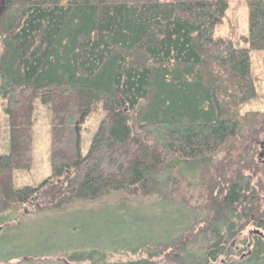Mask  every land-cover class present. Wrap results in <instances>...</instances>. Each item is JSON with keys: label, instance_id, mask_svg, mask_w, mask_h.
Segmentation results:
<instances>
[{"label": "trees", "instance_id": "trees-1", "mask_svg": "<svg viewBox=\"0 0 264 264\" xmlns=\"http://www.w3.org/2000/svg\"><path fill=\"white\" fill-rule=\"evenodd\" d=\"M242 2L245 33L224 36L230 0H4L0 227L32 221L55 238L36 264H264V110L243 109L257 98L264 0ZM38 106L49 174L12 188L13 171L31 165ZM99 110L81 155L82 125ZM152 200L177 219L153 239L128 245L60 227L74 207L124 218ZM249 228L263 238L251 235L247 249ZM13 260L2 263L34 264Z\"/></svg>", "mask_w": 264, "mask_h": 264}, {"label": "rangeland", "instance_id": "rangeland-1", "mask_svg": "<svg viewBox=\"0 0 264 264\" xmlns=\"http://www.w3.org/2000/svg\"><path fill=\"white\" fill-rule=\"evenodd\" d=\"M4 7V0L0 2V12ZM246 31L245 9L242 0H230L227 18L220 28V35L236 36L244 34ZM253 75L258 79L257 98L245 106V110H264V54H254L252 61ZM103 118V113L99 110L90 114L81 129L80 154L85 155L90 147L92 138ZM7 150L6 122L5 114L0 110V155ZM49 123L47 113L42 106L35 110V118L32 125V161L29 169L14 170L11 179L12 188L36 187L49 174ZM129 214L126 217H110L108 214L114 209L110 206L99 205L92 210L74 207L70 213L59 217L60 227L68 225L71 229H77L79 237L82 239L95 238L106 239L108 235L118 238L119 241H126L128 245L137 239H153L158 234H165L167 229H171L177 222L173 214H170L155 200L149 201L144 205L139 203L129 204ZM136 212H132V211ZM32 222V221H31ZM26 222L17 225L12 232L0 227V264L3 259L8 258L13 262V255H23L25 258H36L37 254L48 255L43 248L44 244L52 245L55 238H48L43 231L31 230L32 223ZM67 229V228H66ZM66 229L62 228L63 233ZM242 234L243 238L248 237L249 232ZM22 234V236H21ZM66 234V233H65ZM42 235V236H41ZM69 235V234H67ZM148 239V240H149ZM118 244V243H117ZM118 246V245H117ZM250 248V247H249ZM247 247V249H249ZM236 250L240 249L236 245ZM2 257V258H1ZM36 259H33L34 264ZM45 262L55 260L54 256L43 257ZM43 264V263H41Z\"/></svg>", "mask_w": 264, "mask_h": 264}, {"label": "water", "instance_id": "water-1", "mask_svg": "<svg viewBox=\"0 0 264 264\" xmlns=\"http://www.w3.org/2000/svg\"><path fill=\"white\" fill-rule=\"evenodd\" d=\"M251 235H256V236H258V237L263 238V234H262L261 232H259L258 230H252V231H250V232H249V244L247 245L248 248H249L250 245H251V239H250Z\"/></svg>", "mask_w": 264, "mask_h": 264}, {"label": "flooded vegetation", "instance_id": "flooded-vegetation-1", "mask_svg": "<svg viewBox=\"0 0 264 264\" xmlns=\"http://www.w3.org/2000/svg\"><path fill=\"white\" fill-rule=\"evenodd\" d=\"M0 2H1V0H0Z\"/></svg>", "mask_w": 264, "mask_h": 264}]
</instances>
